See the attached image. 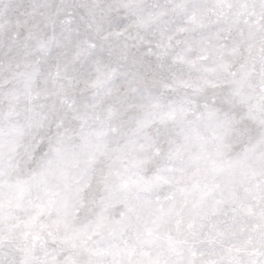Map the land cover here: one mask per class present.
<instances>
[{
  "label": "snow or ice",
  "instance_id": "6c2138e0",
  "mask_svg": "<svg viewBox=\"0 0 264 264\" xmlns=\"http://www.w3.org/2000/svg\"><path fill=\"white\" fill-rule=\"evenodd\" d=\"M0 264H264V0H0Z\"/></svg>",
  "mask_w": 264,
  "mask_h": 264
}]
</instances>
